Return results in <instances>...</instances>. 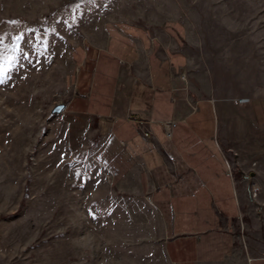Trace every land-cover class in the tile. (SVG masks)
<instances>
[{
  "label": "rangeland",
  "instance_id": "obj_1",
  "mask_svg": "<svg viewBox=\"0 0 264 264\" xmlns=\"http://www.w3.org/2000/svg\"><path fill=\"white\" fill-rule=\"evenodd\" d=\"M171 19L192 44L182 81L203 72L233 97L223 152L264 169V130L236 102L264 96V0H0V264H168L143 214L73 158L67 118L51 111L65 100L73 44L107 21Z\"/></svg>",
  "mask_w": 264,
  "mask_h": 264
},
{
  "label": "crops",
  "instance_id": "obj_2",
  "mask_svg": "<svg viewBox=\"0 0 264 264\" xmlns=\"http://www.w3.org/2000/svg\"><path fill=\"white\" fill-rule=\"evenodd\" d=\"M186 25L107 21L71 46L61 111L79 144L73 158L106 173L114 195L143 214L144 236L168 264H264V169L223 152L233 97L203 72L179 79L193 66ZM246 98L237 105L264 130V96ZM135 120L150 122V138Z\"/></svg>",
  "mask_w": 264,
  "mask_h": 264
},
{
  "label": "built area",
  "instance_id": "obj_3",
  "mask_svg": "<svg viewBox=\"0 0 264 264\" xmlns=\"http://www.w3.org/2000/svg\"><path fill=\"white\" fill-rule=\"evenodd\" d=\"M180 78H181V80L185 79L184 72H180ZM247 101H248L247 99L242 98L241 100L239 99L236 102H237V104H243V103H247ZM134 123H135V128L137 130V133L140 134V136L142 138L148 139L151 137L152 134H151V130L149 128L150 122L143 121V120H139V121L135 120ZM175 125H176V121H174V120H170L168 122L164 121L162 123V128H163L164 134L168 139L170 138L171 130H172V128L175 127ZM224 163H225V166L227 167V169H229L230 168L229 162L227 160H224ZM248 193L250 194L251 198H253V199L256 198L257 188H256L255 184L250 186Z\"/></svg>",
  "mask_w": 264,
  "mask_h": 264
},
{
  "label": "water",
  "instance_id": "obj_4",
  "mask_svg": "<svg viewBox=\"0 0 264 264\" xmlns=\"http://www.w3.org/2000/svg\"><path fill=\"white\" fill-rule=\"evenodd\" d=\"M63 109H64V105H63V104H58V105H56V106L53 107L51 113H52V114H58V113H60L61 110H63Z\"/></svg>",
  "mask_w": 264,
  "mask_h": 264
}]
</instances>
